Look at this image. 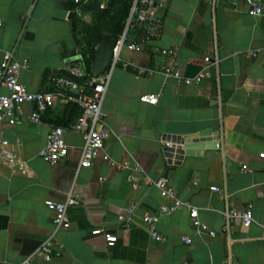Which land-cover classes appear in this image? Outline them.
<instances>
[{"label": "crops", "instance_id": "crops-1", "mask_svg": "<svg viewBox=\"0 0 264 264\" xmlns=\"http://www.w3.org/2000/svg\"><path fill=\"white\" fill-rule=\"evenodd\" d=\"M93 1L76 8L74 0H0V62L6 52L28 60L21 82L33 93L50 91V79L85 61L92 68L95 56L78 41L74 16L84 15L83 6ZM156 1L164 5L159 12L163 36L144 51L124 48L122 62L110 70L103 102L110 138L90 168H80L84 140L73 132L66 135L67 158L49 165L39 157L52 126L74 123L77 108L59 106L33 123V107L25 104L19 123H0V141L10 143L8 154L0 157V264H22L48 240L52 261L35 256L31 264H264V16L250 17L245 0L237 6L227 0L213 6L206 0ZM110 8L116 11L117 0H110ZM129 37L139 41L141 33L131 31ZM155 46L178 47L187 78L203 71L207 57L219 63L208 65L210 79L185 86L163 75L171 62L152 54ZM124 63L131 66L124 69ZM7 94L0 85V95ZM143 95H157V105L141 102ZM206 131L220 148L181 159L165 156V137ZM105 154L130 166L137 189L105 161ZM136 165L138 172L132 170ZM244 167L250 172L243 173ZM160 178L198 210L215 237L198 232L190 211L182 208L161 217L157 229L164 242L151 238L144 217L170 204L151 186ZM70 192L81 205L68 211L71 228L56 232L45 202L64 201ZM248 206L252 226L233 220L224 234V213ZM128 209L132 226L124 228L118 218ZM95 229L117 236V244L109 248L104 236L91 235ZM184 237L192 243L185 244Z\"/></svg>", "mask_w": 264, "mask_h": 264}, {"label": "built area", "instance_id": "built-area-1", "mask_svg": "<svg viewBox=\"0 0 264 264\" xmlns=\"http://www.w3.org/2000/svg\"><path fill=\"white\" fill-rule=\"evenodd\" d=\"M210 5H215L218 0H206ZM232 5L237 6L238 0H227ZM88 0H74L76 8L87 3ZM246 12L250 17L264 16V0H245ZM164 5L156 0H134L131 4L128 17L124 22V30L115 48L114 57L110 68L99 78L90 77L85 71L82 64L70 70L71 74L78 80L69 77H56L50 79L51 90L46 92H30L28 88L21 82V74L30 68L28 60L19 61L16 59L14 52H6L3 60L0 62V85L8 91L7 95H0V123L7 122L9 125H16L20 121V112L25 104L33 107L29 119L33 123H41L42 115L50 110H54L59 106H73L80 111L78 119L68 127L52 126L47 138L46 147L39 153V157L49 165H55L59 161L67 158L69 147L66 142L68 132L80 134L84 140L82 149V158L80 168H90L92 162L100 153H105L107 141L110 138V129L108 126V115L103 110V102L110 83V70L114 69L122 62L121 51L124 48L130 51H144L151 45L159 41L163 36L164 22L159 15ZM3 22L0 20V29ZM131 31L141 33L139 41L130 40ZM152 54L170 60V64L163 68V75L169 79L181 83L185 86L201 84L211 78V74L207 71L208 65L213 63L218 65L219 60L212 61L210 57L205 58L207 66L203 71L194 78L184 77L181 73V65L178 59L179 48H161L155 46L150 48ZM250 57H256L254 53H249ZM131 65L124 63L123 68L127 69ZM140 74H144L141 70ZM149 75L153 72L149 71ZM140 101L152 106L157 105V95H143ZM10 143L6 140L0 141V157L8 154L7 150ZM217 148H220L218 144ZM264 158V154L260 155ZM105 161L111 166L126 174L127 181L134 189L138 188L137 180L132 174H128L129 165H118L108 154H105ZM134 172L140 171V167L136 165L132 168ZM243 173H249L247 167L242 169ZM152 187L157 188L164 200L170 201V204H164L158 214L147 215L143 219V225L148 229L151 238L156 242H164L165 238L158 232L157 226L161 217L170 215L179 209L187 208L190 211L192 224L198 232H208L212 237L216 236L214 231H210L200 218L198 210L189 202H184L177 197L175 189L170 185L169 180L160 178L152 182ZM213 192L220 195L224 193L219 188H213ZM45 205L53 214V224L57 231L69 230L71 223L68 217V211L72 207L81 205V201L70 192L66 199L61 202L48 200ZM127 216H120L119 222L124 228H130L133 214L132 209H128ZM129 217V218H128ZM241 220L246 228L253 224L252 207L248 206L242 211H227L224 213L225 227L224 234L229 232V223L233 220ZM92 236H104L109 248L114 247L118 242V237L105 232L103 229H95L91 233ZM183 242L187 245L192 243L189 237H184ZM42 257L46 262H51L54 258V250L51 240L45 241L40 249L31 257L26 259L22 264H31V260L35 257Z\"/></svg>", "mask_w": 264, "mask_h": 264}, {"label": "water", "instance_id": "water-1", "mask_svg": "<svg viewBox=\"0 0 264 264\" xmlns=\"http://www.w3.org/2000/svg\"><path fill=\"white\" fill-rule=\"evenodd\" d=\"M118 40V35L110 33L107 34L100 43L91 68V73L94 78L101 77L110 68ZM64 75L71 79L78 80L71 72L65 71ZM163 143L164 154L170 159L175 156L180 159L198 156L201 154L200 152L205 150L216 149L219 144L218 140L213 138L210 131L188 137H165Z\"/></svg>", "mask_w": 264, "mask_h": 264}, {"label": "rangeland", "instance_id": "rangeland-1", "mask_svg": "<svg viewBox=\"0 0 264 264\" xmlns=\"http://www.w3.org/2000/svg\"><path fill=\"white\" fill-rule=\"evenodd\" d=\"M82 9L84 15L78 17L76 36L83 49L90 53L110 34L115 9L110 8V0H95Z\"/></svg>", "mask_w": 264, "mask_h": 264}, {"label": "trees", "instance_id": "trees-1", "mask_svg": "<svg viewBox=\"0 0 264 264\" xmlns=\"http://www.w3.org/2000/svg\"><path fill=\"white\" fill-rule=\"evenodd\" d=\"M117 4H118V8L112 14L111 21H110V26H111L110 33L120 36L123 32V28H124L123 23L128 17V13H129V10L132 4V0H117ZM77 22H78V18L74 16V27L76 29H77ZM90 53L92 54V57L95 56L96 49H93L92 52ZM85 55H86L85 52H83L84 59H85ZM84 66H85V70L87 71V73L90 74L91 64L85 61Z\"/></svg>", "mask_w": 264, "mask_h": 264}]
</instances>
